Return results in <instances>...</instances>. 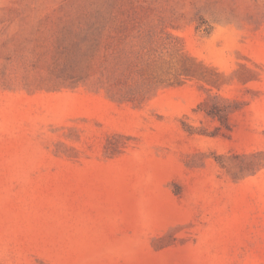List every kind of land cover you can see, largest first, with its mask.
Instances as JSON below:
<instances>
[{
    "label": "rangeland",
    "instance_id": "374dc122",
    "mask_svg": "<svg viewBox=\"0 0 264 264\" xmlns=\"http://www.w3.org/2000/svg\"><path fill=\"white\" fill-rule=\"evenodd\" d=\"M0 264H264V0H0Z\"/></svg>",
    "mask_w": 264,
    "mask_h": 264
}]
</instances>
